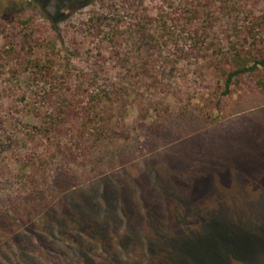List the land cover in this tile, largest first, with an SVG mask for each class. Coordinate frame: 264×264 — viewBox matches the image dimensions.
I'll list each match as a JSON object with an SVG mask.
<instances>
[{
  "label": "rangeland",
  "instance_id": "374dc122",
  "mask_svg": "<svg viewBox=\"0 0 264 264\" xmlns=\"http://www.w3.org/2000/svg\"><path fill=\"white\" fill-rule=\"evenodd\" d=\"M22 1L0 0V264H99L87 224L120 264L264 247V68L226 82L264 58V0Z\"/></svg>",
  "mask_w": 264,
  "mask_h": 264
},
{
  "label": "trees",
  "instance_id": "16d2710c",
  "mask_svg": "<svg viewBox=\"0 0 264 264\" xmlns=\"http://www.w3.org/2000/svg\"><path fill=\"white\" fill-rule=\"evenodd\" d=\"M21 2L18 3V5L20 3L22 4H26L28 2H25V1H22L20 0ZM50 0H34V3H35V6H39L41 7L42 9H45L46 6L48 5ZM57 1H60V2H63L65 3L66 5H69V6H83L85 4H88L90 2V0H57ZM17 5V4H16ZM15 6V5H14ZM49 16H51L50 14H47ZM62 16V13H60L59 11L55 12V15L54 17H56L58 20H60V17ZM258 66H262L264 68V58L263 59H260V60H257L254 62L253 65L251 66H247V67H244L242 69H236V70H233V71H230L227 75V85L229 86L230 82L232 81V79L237 76V75H241V74H245L246 72H249V71H252L253 69H255L256 67ZM227 91V90H226ZM163 202L165 203L166 201L163 200ZM217 222V220H216ZM219 222V221H218ZM213 223H215V221H213L210 226L213 225ZM88 229H90V232H89V235L88 237H91V238H96V240L98 242L101 243L102 246H104L103 248H110V254H108L107 257H103L100 259L99 261V264H120L118 259H117V256L115 254V249L112 246V243L110 244V241L104 239L101 235H97L99 230H93V226H91L90 224H87ZM209 231V230H208ZM66 235H68L67 232H65ZM253 236V235H252ZM121 239H126V237H122ZM120 239V240H121ZM220 239L222 240V238L220 237ZM223 241V240H222ZM245 241V242H244ZM263 241L261 238H254V237H246L244 238L243 240V245L240 246L239 248V256L241 255L242 257H238V255H230L227 259V261L224 263L222 262L221 258L219 256H217L216 258V262H214V264H231L233 261H236V262H244L248 259L251 258V261L255 259L261 255V254H264V247H262V245L260 246L261 248L258 250V252H255L251 246V244L253 242H261ZM193 242H195L196 244L198 245H195L193 246ZM83 243H80V245H82ZM211 244V241L206 243L202 240V238H197L196 240L194 241H191L190 239L189 240H186L185 238L180 241H178L177 245H175L171 250H168L170 252V256L166 257L168 259H163L160 260L158 255H157V252L156 250L154 249V246L153 244L149 246V257L147 259V264H189L188 262V258L187 257H190V254L191 253H199L201 255V258H199V260L201 262L202 261V257L210 252H199V251H195L196 249L198 248H201V246H207L208 248L211 246L212 248L216 247L217 245L214 244V245H210ZM223 242L220 244L222 245ZM110 246V247H109ZM80 250H81V254L83 255L82 256V264H98L96 262H93L91 260V258L89 257L88 255V250L85 248V246H80ZM173 252L175 254L174 258H173ZM216 253L215 251H212V255ZM209 256V255H207ZM158 257V258H157ZM170 258V259H169ZM203 263H206V262H203Z\"/></svg>",
  "mask_w": 264,
  "mask_h": 264
}]
</instances>
